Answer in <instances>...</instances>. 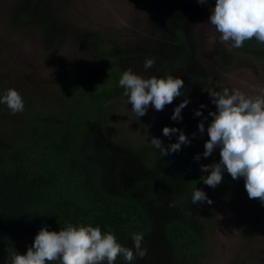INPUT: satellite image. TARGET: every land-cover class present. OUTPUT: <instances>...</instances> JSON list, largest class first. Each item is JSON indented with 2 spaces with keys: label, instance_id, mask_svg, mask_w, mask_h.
Returning <instances> with one entry per match:
<instances>
[{
  "label": "rangeland",
  "instance_id": "374dc122",
  "mask_svg": "<svg viewBox=\"0 0 264 264\" xmlns=\"http://www.w3.org/2000/svg\"><path fill=\"white\" fill-rule=\"evenodd\" d=\"M214 4L215 0H192L180 8L170 0H0V97L11 88L24 102L23 112L16 114L0 103L2 151L36 139L40 122L62 123L70 118L79 98L67 90L94 83L92 68L99 66L100 59L142 78H181V70L193 69L204 75L202 81H195L194 94L186 97L189 103L181 110L182 119H171L180 103L176 98L162 111L149 105L146 115L138 117L121 95L104 103L95 125L83 130L75 148L77 157L95 165L105 193L133 199L149 214L150 230L142 234L147 254L131 264H264V207L248 197L244 178L234 180L225 169L215 188L203 182L209 173L200 166L220 161L219 146L203 156L208 134L196 140L199 187L187 188L179 173L165 172L177 152L162 156L151 143L158 138L167 149L178 137L164 136L163 127L192 121L202 104V116L211 122L209 112L216 111L209 94L213 91L264 94V51L221 42L209 22ZM177 28L184 31L193 53L184 68L186 53L178 52L180 45L174 39ZM149 58L154 65L145 69ZM38 155L30 151L32 160ZM195 188L203 190L212 204H192ZM172 219L185 222L200 237L196 251L175 257L165 235V225ZM40 221L17 235L2 264H11L16 252L25 254L42 227L63 228L49 212H43ZM133 235L127 247L135 253ZM115 264L128 262L122 257Z\"/></svg>",
  "mask_w": 264,
  "mask_h": 264
},
{
  "label": "trees",
  "instance_id": "16d2710c",
  "mask_svg": "<svg viewBox=\"0 0 264 264\" xmlns=\"http://www.w3.org/2000/svg\"><path fill=\"white\" fill-rule=\"evenodd\" d=\"M170 1L184 8L192 0ZM175 30V43L180 45L178 50H181L178 52L186 53L182 63L184 68L188 66V58L193 53H190L184 31L180 28ZM242 48L256 53L264 51L263 43L255 38L246 40ZM124 71L109 59H100L99 66L92 68L95 84L67 90L68 95L79 98L78 106L70 118L62 123L51 119L40 122L42 124H39L36 139L28 141L37 148L26 143L13 150H0V264L6 259L17 235L26 227L41 222L43 212L55 216L63 228L69 224L91 225L99 227L102 233L111 231L124 247H127L131 235L144 234L150 230L151 219L143 205L130 198L105 193L98 183L95 165L75 154L83 130L95 125L104 103L124 95V89L119 85ZM180 73L184 88L181 90L183 95L176 97L179 102L182 101L180 98L184 99L195 92L197 79L202 81L204 78L200 69L181 70ZM124 99H128L127 96ZM202 109L199 107L198 110L201 112ZM192 119L166 124L181 130L190 141L187 145H181L171 166L165 168V172L179 173L187 188L199 187V173L194 159L196 140L207 133L210 123L202 115L194 114ZM201 121L205 125L203 134L198 130ZM174 134L177 137L179 135ZM32 149L39 154L35 160L30 156ZM151 152L146 151L150 157ZM165 235L175 257L196 251L200 244V237L185 222L177 219L165 225Z\"/></svg>",
  "mask_w": 264,
  "mask_h": 264
},
{
  "label": "clouds",
  "instance_id": "9594fccd",
  "mask_svg": "<svg viewBox=\"0 0 264 264\" xmlns=\"http://www.w3.org/2000/svg\"><path fill=\"white\" fill-rule=\"evenodd\" d=\"M197 2L206 3L207 0ZM209 22L220 34L221 42L231 41L234 48L242 47L246 40L253 38L264 43V0H215ZM153 65V59L145 60V69ZM119 85L124 89L132 110L140 117L146 115L149 105L156 111H162L166 105L172 104L176 97L183 95L184 81L172 75L142 78L129 69L123 72ZM209 94L216 111L209 112L212 120L207 127L209 138L204 143L203 156H210L219 146L220 161L200 166L202 171L209 173L203 182L215 188L221 183L226 169L234 180L244 178L250 199H258L264 204V94L251 97L239 90L230 92L228 89ZM0 103L5 104L12 114L24 110L22 96L15 89H8L0 97ZM188 103L187 98L183 99L174 108L171 119H182L181 110ZM194 114L202 115L199 110ZM198 130L201 134L205 131L203 121L198 123ZM162 132L166 137L179 133L176 142L167 149L160 139L152 138L151 143L160 149L162 156L178 152L182 144L190 143L188 137L175 127L165 126ZM194 159L198 161L200 156L196 155ZM204 201L212 204L203 190L195 188L192 204ZM132 240L135 253L132 248L118 243L111 231L102 233L99 227L69 224L59 231L42 227L26 253L16 252L11 264H50L56 261L59 264H115L121 255L131 264L137 257L142 259L147 254V249L142 247V234H134Z\"/></svg>",
  "mask_w": 264,
  "mask_h": 264
}]
</instances>
